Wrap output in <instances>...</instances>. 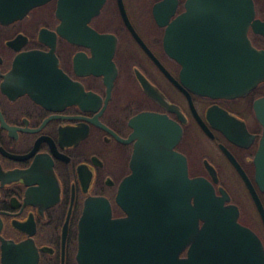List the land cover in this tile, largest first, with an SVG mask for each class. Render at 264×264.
Listing matches in <instances>:
<instances>
[{
  "label": "flooded vegetation",
  "instance_id": "flooded-vegetation-1",
  "mask_svg": "<svg viewBox=\"0 0 264 264\" xmlns=\"http://www.w3.org/2000/svg\"><path fill=\"white\" fill-rule=\"evenodd\" d=\"M252 1L249 53L264 51V0ZM226 5L0 0V264H80L92 198L112 219L145 213L142 189L128 184L118 201L135 180L132 119L142 112L181 128L173 150L187 178L209 183L264 249V79L239 96L197 90L195 73L243 53L241 13Z\"/></svg>",
  "mask_w": 264,
  "mask_h": 264
},
{
  "label": "water",
  "instance_id": "water-1",
  "mask_svg": "<svg viewBox=\"0 0 264 264\" xmlns=\"http://www.w3.org/2000/svg\"><path fill=\"white\" fill-rule=\"evenodd\" d=\"M204 1L225 2L227 10L241 13L243 53L236 57V63L224 66L217 62L214 70L195 73L200 82L197 90L211 96L245 94L264 79V51L252 48L246 52L244 28L254 14L253 1ZM165 44L171 53L170 38L166 37ZM132 124L137 138L135 180L121 184L118 201L124 204L128 184L142 189L140 201L145 202V213L112 219L106 200H88L80 220V264H264L261 241L237 221L236 209L224 205L205 180L187 178L185 158L173 150L181 128L167 116L154 112L139 113ZM164 203L168 204L166 213L159 208L161 204L163 209ZM139 219L144 221V230L138 228ZM188 242L191 247L182 258L179 254Z\"/></svg>",
  "mask_w": 264,
  "mask_h": 264
}]
</instances>
